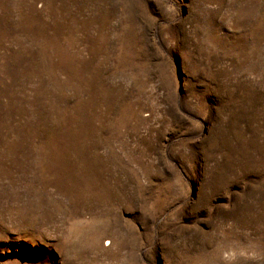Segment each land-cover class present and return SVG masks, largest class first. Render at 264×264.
I'll return each instance as SVG.
<instances>
[{
	"label": "rangeland",
	"instance_id": "374dc122",
	"mask_svg": "<svg viewBox=\"0 0 264 264\" xmlns=\"http://www.w3.org/2000/svg\"><path fill=\"white\" fill-rule=\"evenodd\" d=\"M0 264H264V0H0Z\"/></svg>",
	"mask_w": 264,
	"mask_h": 264
}]
</instances>
